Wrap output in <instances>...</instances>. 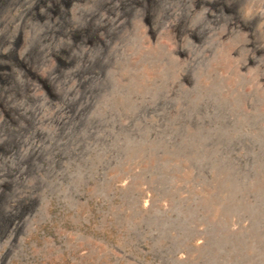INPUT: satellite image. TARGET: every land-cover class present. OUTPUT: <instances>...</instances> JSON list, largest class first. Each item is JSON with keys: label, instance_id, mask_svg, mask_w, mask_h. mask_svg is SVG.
I'll return each mask as SVG.
<instances>
[{"label": "rangeland", "instance_id": "obj_1", "mask_svg": "<svg viewBox=\"0 0 264 264\" xmlns=\"http://www.w3.org/2000/svg\"><path fill=\"white\" fill-rule=\"evenodd\" d=\"M0 264H264V0H0Z\"/></svg>", "mask_w": 264, "mask_h": 264}]
</instances>
